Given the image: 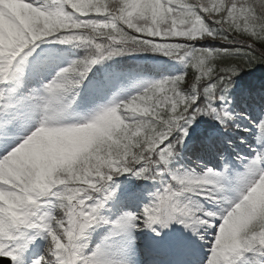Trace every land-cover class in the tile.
<instances>
[{"label": "snow or ice", "instance_id": "6c2138e0", "mask_svg": "<svg viewBox=\"0 0 264 264\" xmlns=\"http://www.w3.org/2000/svg\"><path fill=\"white\" fill-rule=\"evenodd\" d=\"M261 69L264 0H0V264H264Z\"/></svg>", "mask_w": 264, "mask_h": 264}]
</instances>
